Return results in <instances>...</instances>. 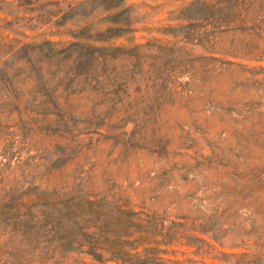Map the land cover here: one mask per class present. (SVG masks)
I'll return each instance as SVG.
<instances>
[{
	"label": "rangeland",
	"instance_id": "1",
	"mask_svg": "<svg viewBox=\"0 0 264 264\" xmlns=\"http://www.w3.org/2000/svg\"><path fill=\"white\" fill-rule=\"evenodd\" d=\"M0 264H264V0H0Z\"/></svg>",
	"mask_w": 264,
	"mask_h": 264
}]
</instances>
